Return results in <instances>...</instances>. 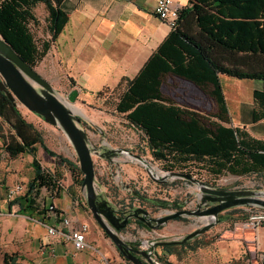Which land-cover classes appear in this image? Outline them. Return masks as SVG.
Wrapping results in <instances>:
<instances>
[{
	"label": "rangeland",
	"instance_id": "374dc122",
	"mask_svg": "<svg viewBox=\"0 0 264 264\" xmlns=\"http://www.w3.org/2000/svg\"><path fill=\"white\" fill-rule=\"evenodd\" d=\"M36 14L39 25H31V31L40 46L43 41H50L51 37L45 20V10L39 7ZM34 69L52 85L58 98L68 101L71 93L78 91L72 106L81 111L75 112L84 123H80V127L87 132L91 148L99 153L93 156L97 193L119 213L142 209L148 211L152 218L159 219L168 213L196 211L202 199L206 202L202 210L211 208L212 196L202 192L199 184L184 177L171 176V173L189 175L200 184L216 190H251L264 193L262 176H237L225 172L215 177L205 169L196 168L197 166L168 170L164 164L155 162L142 135L129 128L124 118L115 113V104L125 85L120 89H105L102 94L88 95L75 87L74 80L64 77L60 69L54 67L51 51ZM227 79L224 78L222 82L224 90H227L229 83L235 81L231 78L229 81L232 82H227ZM162 94L166 101L168 99L205 117L217 114L215 103L197 87L184 80L166 77ZM1 95L3 94L0 92V264H5L6 256L17 258L16 264H37L44 257V245L51 243L46 225L40 222L38 215L35 216L36 219H31L17 215V206L9 209L11 202L27 193L28 183L34 177L36 161L42 167L60 175L62 194L66 196V200H75L76 206H73L79 210V216L88 219L91 234L94 233L106 241V248H89L83 253L96 254L97 264H102L103 259H108L111 264H131L122 258L96 222L88 207L86 195L82 187L75 182L69 167L47 155L40 144L27 146L34 139V133H37L51 151L79 164L77 154L65 133L29 112L19 102L17 106L8 104ZM12 105L17 114L13 112ZM114 150L124 152L114 155L111 152ZM132 155L143 158L148 167ZM148 171H151L152 175ZM167 175L170 176L163 179ZM58 199L46 189L36 196L40 211L45 208L48 210H43L46 216L48 213L58 216ZM161 201L171 204L178 202L181 209L161 208ZM51 207L54 208L53 211ZM238 209L249 214L260 210ZM230 211L222 212L218 217L219 222L212 229L191 241V244L195 241L206 243L202 248L195 252L164 258L166 253L163 248L157 247V257L162 258L164 264H264V252L258 251L255 245L253 226H248V221L232 224L223 220ZM63 217L65 216L59 219ZM214 223L215 220L209 217H185L171 220L160 228H140L138 222L133 220L119 235L127 244L139 248L141 243L147 240L153 243L182 241L206 224ZM47 226H50V223H47ZM178 252L181 250L178 249Z\"/></svg>",
	"mask_w": 264,
	"mask_h": 264
},
{
	"label": "trees",
	"instance_id": "16d2710c",
	"mask_svg": "<svg viewBox=\"0 0 264 264\" xmlns=\"http://www.w3.org/2000/svg\"><path fill=\"white\" fill-rule=\"evenodd\" d=\"M39 7L46 12L51 37L40 46L31 31V25H39L36 14ZM69 20L60 0H0V35L32 68L47 57ZM169 76L201 90L217 105V114L205 117L168 99L166 101L162 86ZM221 76L262 82V90L253 94L256 105L253 121L262 120L264 0H189V5L181 12L177 28L171 30L135 78L123 79L116 88L125 85L115 104V113L124 118L129 128L142 135L154 161L164 164L168 170L197 166L215 177L225 172L264 177V141L252 138L245 130L225 125L230 119ZM12 110L17 114L13 105ZM37 143L47 155L68 166L77 185L82 186L84 175L79 164L51 151L44 139L34 133V139L27 146ZM60 180L59 174L36 161L27 193L11 202L9 209L17 206V215L31 219L39 215L40 222L47 225L44 211L48 210L40 211L36 196L46 189L50 195L60 198L63 191ZM159 203L164 209H181L178 202ZM260 212L264 211L249 214L233 209L223 220L232 224L249 222L252 215ZM205 245L195 241L193 244L167 246L163 250L168 258L195 252ZM16 262L15 257L5 258V264Z\"/></svg>",
	"mask_w": 264,
	"mask_h": 264
},
{
	"label": "crops",
	"instance_id": "0c3cea01",
	"mask_svg": "<svg viewBox=\"0 0 264 264\" xmlns=\"http://www.w3.org/2000/svg\"><path fill=\"white\" fill-rule=\"evenodd\" d=\"M175 1L184 8L189 5V0ZM154 7L155 0L61 2L62 10L70 20L52 46L54 67L57 66L64 77L74 80L75 87L88 95L117 88L125 78H135L171 33L167 24L155 17ZM224 78L232 82L229 81L231 78L221 76V83ZM234 80L227 90L223 88L230 119L225 125L245 130L252 138L264 141V118L253 121L256 108L253 94L261 91L263 84L258 80ZM215 107L218 112L216 104ZM62 193L57 200L58 216L69 217L74 226H89L88 219L79 216V210L73 206H76L75 200L67 201ZM58 216L48 213L46 223L60 228ZM254 231L256 248L264 252V226H257ZM50 241L44 245V257L37 264H97L96 254L75 252L72 243L61 237L50 238ZM87 241L90 249L106 248L107 245L102 237L91 231L87 233Z\"/></svg>",
	"mask_w": 264,
	"mask_h": 264
},
{
	"label": "water",
	"instance_id": "95a60500",
	"mask_svg": "<svg viewBox=\"0 0 264 264\" xmlns=\"http://www.w3.org/2000/svg\"><path fill=\"white\" fill-rule=\"evenodd\" d=\"M0 92L17 106L19 102L29 112L41 117L47 124L60 128L68 138L74 148L81 172L84 175L82 191L86 195V201L96 222L105 232L117 248L122 258L131 264H159L154 261L157 247H167L172 245H184L197 237L208 232L219 222L218 217L222 212L238 208L261 209L264 210V193L251 190L225 191L208 188L200 184L189 175L171 173V176L184 177L192 183L199 184L201 191L212 196L211 208L202 210L206 202L202 199L196 211H178L168 213L159 219H153L160 228L171 220H178L189 217H205L215 220L214 224H206L194 233L188 235L182 241L171 242H152L150 252L142 251L134 246L127 244L119 235V232L128 226L129 217L121 225L116 223L121 220L118 212L104 200L96 190L94 155H99L97 150L92 149L87 132L80 127L83 121L77 116L72 108L75 103L78 91H73L68 97V101L58 98L52 85L43 78L34 68L29 66L13 47L0 35ZM114 155L124 151H111ZM138 162L148 167L147 162L139 157L132 155ZM150 175L151 171H148ZM170 175L164 176L163 179ZM132 216L145 222L149 218V212L136 209L131 212ZM145 242V241H144Z\"/></svg>",
	"mask_w": 264,
	"mask_h": 264
},
{
	"label": "built area",
	"instance_id": "2783aa9c",
	"mask_svg": "<svg viewBox=\"0 0 264 264\" xmlns=\"http://www.w3.org/2000/svg\"><path fill=\"white\" fill-rule=\"evenodd\" d=\"M60 1L64 2L71 0ZM183 9L184 7L175 0H155L154 15L161 22L166 23L171 30H174L178 26L180 15ZM53 210L54 208L51 207V211ZM247 225L253 226L254 228L264 225V212L252 215ZM45 227L50 238L57 239L61 237L67 242H71L76 252H84L90 248V245L87 241L89 226L86 224L76 227L74 226L72 220L65 216L61 219L60 228L47 225ZM65 230H68V232H65ZM139 249L150 252L152 249V242L149 240L142 242ZM153 259L155 262H158L157 258L154 257ZM262 261L264 262V255L262 257ZM102 262L103 264H111L108 259H103Z\"/></svg>",
	"mask_w": 264,
	"mask_h": 264
},
{
	"label": "flooded vegetation",
	"instance_id": "af4514ba",
	"mask_svg": "<svg viewBox=\"0 0 264 264\" xmlns=\"http://www.w3.org/2000/svg\"><path fill=\"white\" fill-rule=\"evenodd\" d=\"M118 216L121 218V220H120L119 222L116 223L117 225H121V224L123 223V221H124L127 217H129V216H130V218H129L128 225H129L133 220H136L138 223L144 225V226L147 227V228H155L156 225H157L155 222L152 221V220L155 219V218H152L151 216H149V218H147L145 222L140 221V220H139L140 217H139V218H135V217H133L132 214H131V212H130V213L122 212V214H119ZM125 229H126V228H125ZM125 229H123V230H121V231H124ZM134 247H135L136 250H138V248H137L136 246H134ZM165 256H166V255H164V258H166ZM157 260H158V262H159L160 264H164L162 258L158 257Z\"/></svg>",
	"mask_w": 264,
	"mask_h": 264
},
{
	"label": "bare ground",
	"instance_id": "6f19581e",
	"mask_svg": "<svg viewBox=\"0 0 264 264\" xmlns=\"http://www.w3.org/2000/svg\"><path fill=\"white\" fill-rule=\"evenodd\" d=\"M72 109H73V112H74V113H75V112H76V113L81 112L78 108L73 107ZM155 169H156V168H155Z\"/></svg>",
	"mask_w": 264,
	"mask_h": 264
}]
</instances>
